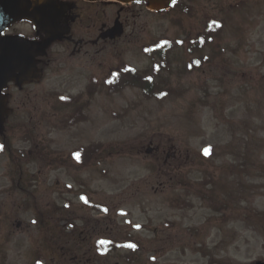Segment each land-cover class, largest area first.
Instances as JSON below:
<instances>
[{
    "label": "rangeland",
    "instance_id": "1",
    "mask_svg": "<svg viewBox=\"0 0 264 264\" xmlns=\"http://www.w3.org/2000/svg\"><path fill=\"white\" fill-rule=\"evenodd\" d=\"M176 2L137 6L124 36L96 44L93 60L54 44L40 80L8 87L0 264L264 259V0ZM210 17L221 28L189 51ZM160 37L173 41L154 74L143 45ZM123 63L153 74L149 91L123 78L107 85ZM98 237L113 246L105 254Z\"/></svg>",
    "mask_w": 264,
    "mask_h": 264
},
{
    "label": "water",
    "instance_id": "2",
    "mask_svg": "<svg viewBox=\"0 0 264 264\" xmlns=\"http://www.w3.org/2000/svg\"><path fill=\"white\" fill-rule=\"evenodd\" d=\"M145 1L147 7L159 10L166 8L171 0ZM56 5V0H0V132L11 111L7 106L9 93L3 89L9 81L21 87L24 82L40 79L42 68L36 65V55L44 54L47 46L61 35L55 26L58 14L53 8ZM23 18L31 20L38 32L45 33V37L36 39L19 33H2L10 23ZM106 32L115 36L120 34L121 27L114 24ZM254 264H264V260H256Z\"/></svg>",
    "mask_w": 264,
    "mask_h": 264
},
{
    "label": "flooded vegetation",
    "instance_id": "3",
    "mask_svg": "<svg viewBox=\"0 0 264 264\" xmlns=\"http://www.w3.org/2000/svg\"><path fill=\"white\" fill-rule=\"evenodd\" d=\"M104 2L110 3L107 5L110 6L109 9L112 11V16L107 14L106 9H103V19L108 18V20L102 21V19L99 18V12ZM56 3V7L53 8L58 14L55 26L57 30L60 31L61 35L58 40L51 43L47 54L40 58L39 65H43L44 70L48 67L51 59H53L50 48L54 44H62L65 47L67 55L71 56L73 54L88 53L91 55V60H93L100 50V47H97L96 44H107L124 36L126 30L125 25L128 23V14H133L137 6L145 7V3L141 1L127 3L115 0H56ZM137 10H140V8ZM114 24H118L122 28V34L120 36L113 37L106 32L107 29ZM5 31L8 33L21 32L27 36H35L37 38L45 36L43 32H38L37 29L34 28L33 23L28 20L13 23ZM87 33L88 35H86ZM11 85L16 87L12 82L9 86ZM12 100L13 96L11 92L8 104L13 107V105H11ZM9 117L6 119V123ZM156 147L157 150L158 146ZM96 264H99L98 261Z\"/></svg>",
    "mask_w": 264,
    "mask_h": 264
},
{
    "label": "trees",
    "instance_id": "4",
    "mask_svg": "<svg viewBox=\"0 0 264 264\" xmlns=\"http://www.w3.org/2000/svg\"><path fill=\"white\" fill-rule=\"evenodd\" d=\"M180 9H187L190 7L188 4L181 3L179 4ZM220 22L214 17L206 18L203 24L204 32L198 35L197 38H190L187 47L189 50L194 46H200L202 47L206 42H210L213 39L214 33L220 29ZM151 46H153L156 53L159 54V60L154 61V68L157 70L158 67L162 66L164 67L167 64V55L168 50L170 47L168 45H171L172 42L169 38L163 37L159 39H155L153 42H151ZM194 62V59L191 58L190 64ZM124 79V81H138L140 85L147 91V89H150L152 87L153 82V74H141L137 72L135 69H133L130 66H124L122 68H117L113 70L108 77V82L112 83L113 81H118L120 79ZM86 149V148H85ZM76 154V153H75ZM77 156V155H76ZM80 156V155H79ZM87 156V155H85ZM84 156V157H85ZM102 239L98 242L97 246L100 252H104L110 248H112V244H107L106 242L104 245H101ZM125 243V242H124ZM127 244V243H126ZM130 244V243H129ZM122 245V244H121Z\"/></svg>",
    "mask_w": 264,
    "mask_h": 264
},
{
    "label": "snow or ice",
    "instance_id": "5",
    "mask_svg": "<svg viewBox=\"0 0 264 264\" xmlns=\"http://www.w3.org/2000/svg\"><path fill=\"white\" fill-rule=\"evenodd\" d=\"M204 151H205V154H207V152H208V149L206 148V149H204ZM137 227H139V226L137 225Z\"/></svg>",
    "mask_w": 264,
    "mask_h": 264
}]
</instances>
